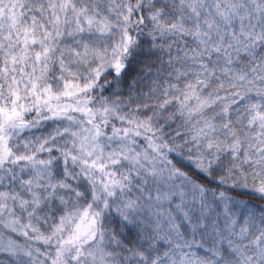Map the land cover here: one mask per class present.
<instances>
[{
  "label": "snow or ice",
  "instance_id": "1",
  "mask_svg": "<svg viewBox=\"0 0 264 264\" xmlns=\"http://www.w3.org/2000/svg\"><path fill=\"white\" fill-rule=\"evenodd\" d=\"M0 264H264V0H0Z\"/></svg>",
  "mask_w": 264,
  "mask_h": 264
}]
</instances>
